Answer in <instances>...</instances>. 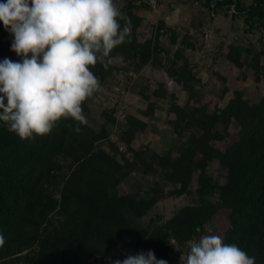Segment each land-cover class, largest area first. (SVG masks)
Masks as SVG:
<instances>
[{"label": "trees", "instance_id": "1", "mask_svg": "<svg viewBox=\"0 0 264 264\" xmlns=\"http://www.w3.org/2000/svg\"><path fill=\"white\" fill-rule=\"evenodd\" d=\"M200 2L212 11L233 7L235 13L244 15L249 28L264 23V0H253L244 9L237 0ZM134 32L131 27L130 41L111 51L112 61L117 54L136 47ZM11 41L0 25V60L19 59L10 50ZM227 50V59L236 67L244 65L243 55L252 54L238 40H232ZM153 51L145 43L140 61L146 63ZM255 65L264 73L263 52L257 55ZM112 67V63L105 66L97 62L90 68L104 76ZM179 78L188 83L192 76L181 73ZM185 88L193 99V87ZM159 89L153 94L161 97ZM226 92V88L221 90V96ZM81 107L84 114L85 101ZM108 117L112 122L110 114ZM142 118H127L120 132L125 150L118 152L111 145L113 154L102 144L95 146L105 135H85L84 125L79 133L74 132L71 119L59 120L47 135L24 140L0 123V235L4 236L0 264H106L110 250L117 245L148 246L154 231L150 232L149 224L139 222L153 201L111 192L114 188L109 183L117 187L119 179L115 177L122 178L124 169L151 175L161 170L173 186L172 193L196 194L191 205L179 209L159 227L166 239L185 242L212 222L214 234L224 243L237 244L255 257V264H264V94L255 104H248L242 92L235 91L212 113L204 106L171 104L169 121L174 135L187 132L185 140L179 141L177 157L157 153L148 157L142 145L132 146L138 133L145 131ZM59 159H69L72 168L69 165L60 178L57 200L49 184L55 177L53 168L58 167L54 162ZM214 164L220 169L221 182L218 175L209 172Z\"/></svg>", "mask_w": 264, "mask_h": 264}, {"label": "rangeland", "instance_id": "2", "mask_svg": "<svg viewBox=\"0 0 264 264\" xmlns=\"http://www.w3.org/2000/svg\"><path fill=\"white\" fill-rule=\"evenodd\" d=\"M237 1L244 9L253 0ZM114 4L124 16H129L128 23L135 31L136 47L117 54L112 61V70L104 76L90 68L98 78L100 88L85 100L87 123L84 127L85 135H105L96 147L102 144V148L110 154L114 153L111 145L118 152L124 151L120 132L125 128L128 117L139 116L143 117L145 131L138 133L132 146L137 148L142 145L148 157L155 153L177 157L179 143L185 140L187 132L184 130L181 136L174 135V126L169 121L171 104L204 106L212 113L216 108L223 107L235 91L242 92V98L248 104H255L264 94V73L255 65L257 55L264 53V23L249 28L243 14H231L227 7L212 11L204 7L200 0H114ZM232 40L240 41L242 47L252 51L251 55H243L242 67L234 66L227 59V46ZM145 43L154 51L150 59L142 63L140 53ZM130 46L127 44V47ZM181 73L192 76L191 81L184 83L179 78ZM187 85L193 87L196 93L193 99L190 98L192 93L186 91ZM157 87L161 97L153 94ZM224 88L227 92L221 96ZM144 111L151 112L145 117L142 115ZM109 114L112 122L109 121ZM218 129L222 130V126L218 125ZM229 131H233L232 125ZM108 141L110 144L106 143ZM128 157L131 160L129 152ZM117 160L120 162V158ZM54 164L58 167L53 168L55 177L49 187L58 200L60 178L72 165L69 159H59ZM124 172L122 178L115 177V180L119 179L117 187L109 183L114 188L111 192L153 201L139 224H149L154 237L145 248L117 245L110 250L106 264L148 250H152L157 259L166 260L167 264H181V257L189 250L190 240L208 234V230L214 234L215 226L208 222L203 232L195 234L190 240L179 243L166 239L163 233L158 232L159 227H163L179 209L191 205L197 199L196 194L172 193L173 186L163 178L161 170L152 175L143 174L140 170L124 169ZM209 172L213 176L218 175L217 180L221 182L217 165L209 166ZM127 215L133 218L129 212Z\"/></svg>", "mask_w": 264, "mask_h": 264}, {"label": "clouds", "instance_id": "3", "mask_svg": "<svg viewBox=\"0 0 264 264\" xmlns=\"http://www.w3.org/2000/svg\"><path fill=\"white\" fill-rule=\"evenodd\" d=\"M0 25L19 57L0 60V123L22 140L49 134L62 118L79 133L87 123L81 105L100 88L90 67L111 64V51L130 41L127 17L114 0H0ZM188 244L181 264H255V257L211 230ZM111 264L167 261L148 250Z\"/></svg>", "mask_w": 264, "mask_h": 264}, {"label": "built area", "instance_id": "4", "mask_svg": "<svg viewBox=\"0 0 264 264\" xmlns=\"http://www.w3.org/2000/svg\"><path fill=\"white\" fill-rule=\"evenodd\" d=\"M190 1H198V0H190ZM201 1V0H200ZM153 2V1H152ZM230 13L232 14V13H235V10H234V8L233 7H231V9H230Z\"/></svg>", "mask_w": 264, "mask_h": 264}]
</instances>
